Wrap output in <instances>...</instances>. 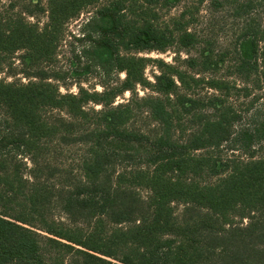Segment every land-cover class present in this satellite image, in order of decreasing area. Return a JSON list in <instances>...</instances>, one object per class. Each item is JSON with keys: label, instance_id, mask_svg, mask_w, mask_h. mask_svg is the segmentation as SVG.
<instances>
[{"label": "trees", "instance_id": "16d2710c", "mask_svg": "<svg viewBox=\"0 0 264 264\" xmlns=\"http://www.w3.org/2000/svg\"><path fill=\"white\" fill-rule=\"evenodd\" d=\"M214 18L236 28L225 49L204 33ZM92 76L101 91L81 86ZM73 149L76 175L48 185ZM47 252L264 264V0L0 1V264Z\"/></svg>", "mask_w": 264, "mask_h": 264}, {"label": "rangeland", "instance_id": "374dc122", "mask_svg": "<svg viewBox=\"0 0 264 264\" xmlns=\"http://www.w3.org/2000/svg\"><path fill=\"white\" fill-rule=\"evenodd\" d=\"M1 2L3 0H0ZM42 8H44L45 10V2L43 1L41 4ZM93 11L91 9H88L87 11H84L82 14H80L75 20H72L68 23L67 25V30L72 33V34H77L79 29L81 28V25L83 23L86 22V20L92 15ZM45 16L46 13H41L38 14V16H36V20H38L40 23H43L45 21ZM220 16V15H218ZM29 21H35V18H28ZM236 28L234 26H231V24L227 21H224L223 18H214L211 21V25L210 27H208V29H204V33H209L211 41L213 43H215V49L216 50H220V48L225 49L227 46L230 45L231 43V38L233 33L235 32ZM67 41H71L68 40L69 37H66ZM180 57L181 58H185L186 55L185 53H180ZM139 56H145V57H150L152 59H161L163 62L165 63H171L172 62V57L174 56V50H169L167 52H165L164 54H160L157 52H150V53H142L139 54ZM16 67H19L20 64L18 62H15ZM60 66L62 68H64L66 66V62L64 59H62L60 61ZM152 73H157V69L156 67H154L153 65H148L147 68L145 69V76L147 77V79L149 81H152V77L151 74ZM16 78L18 80H20L22 83H26L27 80L26 78H24L21 74H18L16 76ZM119 79L123 78V74H119L118 75ZM11 80V79H9ZM68 81V79H67ZM81 86L88 89V90H92L94 89L95 91H101V87L97 82V78L96 76H92L87 78L86 80H83L81 83ZM69 90L71 93H76V87L74 85L69 84ZM202 89H198V91H200ZM61 91H64L63 89H61ZM138 95L141 97L143 95L148 94V91H145L143 89H141L140 87H137L136 89ZM207 91V90H206ZM205 92V91H203ZM211 93V92H208ZM128 97V94L124 95V99H126ZM119 102L122 101V99L118 100ZM241 103V99L239 101H237V104ZM91 107H94L95 110H99L100 106H94V105H90ZM77 155L78 153L76 152V149L73 150H62L57 157L53 160L54 161V166H52V171H54V177L52 176H46V179H48L47 184L49 185H53V184H57L58 183V175H63L64 178H68V177H72L74 175H76L75 169H76V159H77ZM49 171V170H48ZM47 171V172H48ZM142 197L145 196V193H141ZM181 209V205H177L176 206V210L179 212ZM47 213L49 216H53L56 217L57 219H62V221H64V218L60 212V210L51 207L49 210H47ZM55 259H58V261H55ZM63 259L64 260V264H66V258L64 255L62 254H58V253H54V252H47V260L49 264H59V260Z\"/></svg>", "mask_w": 264, "mask_h": 264}]
</instances>
